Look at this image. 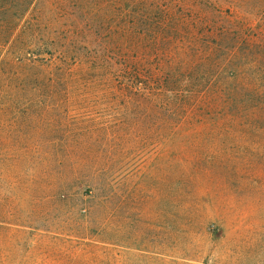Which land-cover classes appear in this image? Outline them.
Here are the masks:
<instances>
[{
    "label": "rangeland",
    "instance_id": "374dc122",
    "mask_svg": "<svg viewBox=\"0 0 264 264\" xmlns=\"http://www.w3.org/2000/svg\"><path fill=\"white\" fill-rule=\"evenodd\" d=\"M101 7L112 9L117 23L121 11L132 10L151 18L203 14L209 25L217 12L235 11L240 20L246 12L256 36L264 34V0H109ZM72 11L70 0H0V48L8 40L0 59V209L12 223L0 232L30 233L15 239L31 240L39 258L26 262L34 264H70L76 257L85 264H158L149 259L156 257L173 264H264V106L243 105L240 118L220 119L218 98L210 97V105L193 98L195 129L171 130L158 101L148 104L110 73L88 70L81 46L87 43L72 32L95 35ZM30 19L31 31L24 26ZM22 31L32 33L35 46L50 42L53 61L63 54L60 81L51 83L42 71L50 58L44 49L33 67L19 53ZM153 35L143 38L147 49L126 51L151 68ZM119 40L120 34L111 37ZM182 61L189 67L193 53ZM175 65L161 66L178 73ZM33 73L41 85L21 83ZM7 239L0 234V250Z\"/></svg>",
    "mask_w": 264,
    "mask_h": 264
},
{
    "label": "trees",
    "instance_id": "16d2710c",
    "mask_svg": "<svg viewBox=\"0 0 264 264\" xmlns=\"http://www.w3.org/2000/svg\"><path fill=\"white\" fill-rule=\"evenodd\" d=\"M108 1L70 0L73 7V11L69 13L70 16L77 23L84 24L85 29L95 35L94 41L93 38L88 40L82 30L75 28L72 32L76 38H81L84 40L83 42L87 43L86 46L81 45L86 50L83 55L86 54L88 59L86 60L87 68L89 71L101 70L107 75L110 73L117 83L123 85L133 94L136 93L137 99H143L148 104H156L154 101H158L165 110L162 120L170 126L171 130L175 129L176 131L177 129L179 133L189 131L185 125L195 129V124L199 120L195 116L197 103L194 104L193 98L195 101L200 98V101L206 105L212 103L210 97L218 98L222 107L217 115L220 119L240 118L239 113L243 111L241 109L243 105L254 109L264 106V34L262 33L260 38L256 36L258 34L252 30L246 12L245 20H240L235 11L217 12V18L212 25H209L205 22L203 14L192 15V18L187 14V19L183 13L173 14L166 11L161 18H151L147 13L132 10L121 11L120 15L123 19L117 23V20L110 16L112 9L101 7L102 3ZM223 16H226L227 19L222 20ZM24 18L25 15L22 16L21 21ZM127 18L129 21L125 23ZM11 24L12 20L8 26ZM113 25L115 28L112 30ZM153 25L162 33V37L159 39L153 35ZM18 26L19 24L14 28L13 35L22 25L19 28ZM24 26H28L27 30L31 31L34 26L32 19L24 21ZM138 30L141 31V35L135 36L139 33ZM24 33L22 31L18 38V42L23 46L19 53L23 56L27 55L26 60L33 67L39 62L33 57L39 56L44 49V53L50 58L46 65L43 64L45 63L43 60L40 61L42 66L45 65L42 71L50 72L51 83L60 81L61 74L67 71L64 68L63 54L56 59L59 62L56 63L55 60L53 61V52L46 50L50 42L39 39L42 40L41 43L38 40V44L35 46L32 33L30 32V36ZM114 34H120L122 40L112 42L111 37ZM152 35L155 37L153 48L155 47L157 54L153 59L156 66L151 68L148 67L149 63L146 67L147 61L143 60L142 55L134 56L132 59L126 51L134 45L135 47L132 48L134 51L147 49L146 44L152 39ZM143 38H146L148 42L143 43ZM226 38L232 42L227 41ZM7 44L8 40L0 48V59H2V51L6 50ZM191 53H193L195 61L186 67L187 64L183 65L182 60H185L186 55ZM30 56L31 58H29ZM168 63L169 66L173 63L176 64L172 69L177 70L178 73L166 72L162 68V64L164 66ZM158 66H161V70ZM42 71L39 74L44 75ZM35 74L24 77L21 83L41 85L40 82L43 83V78ZM7 81L12 83L11 79ZM143 92L149 96H145ZM217 92L218 94H216ZM255 114L261 115L260 112ZM229 121L233 122V120ZM206 123V121H201L203 125ZM214 125L212 123V126ZM225 128L227 131L231 129ZM8 215H10L8 211L0 209V224L3 225H0V230L9 229L7 224H12ZM2 233L7 234L8 239L3 246L4 250H0V264H34L33 261L26 262V259L39 258L35 249L28 245V241L31 242L30 239L25 240L23 244L18 243L15 239L18 234L30 236V233L0 232V234ZM37 236L39 240L42 237L45 239V236ZM18 253L21 254V260L15 261L18 258ZM42 254L40 253V255ZM138 258L141 260L142 257ZM149 259L157 261L158 264L176 263L158 257ZM70 264H85V262L76 257Z\"/></svg>",
    "mask_w": 264,
    "mask_h": 264
}]
</instances>
